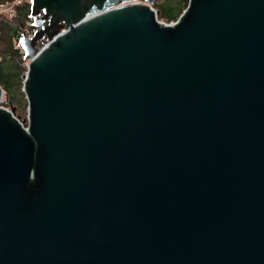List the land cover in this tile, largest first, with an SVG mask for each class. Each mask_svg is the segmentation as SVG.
Wrapping results in <instances>:
<instances>
[{"label":"water","instance_id":"obj_1","mask_svg":"<svg viewBox=\"0 0 264 264\" xmlns=\"http://www.w3.org/2000/svg\"><path fill=\"white\" fill-rule=\"evenodd\" d=\"M153 2L32 0L0 264H264V0Z\"/></svg>","mask_w":264,"mask_h":264},{"label":"trees","instance_id":"obj_2","mask_svg":"<svg viewBox=\"0 0 264 264\" xmlns=\"http://www.w3.org/2000/svg\"><path fill=\"white\" fill-rule=\"evenodd\" d=\"M189 0H155L152 4L159 11L158 17L168 22L175 21L185 10ZM31 17V4L22 3L17 8V15L9 20L0 16V83L7 92L6 106L15 108L14 104L25 103L26 95L21 89L24 83L26 68L22 65L25 61L24 51L16 46L20 38L21 24ZM16 111V110H15Z\"/></svg>","mask_w":264,"mask_h":264},{"label":"built area","instance_id":"obj_3","mask_svg":"<svg viewBox=\"0 0 264 264\" xmlns=\"http://www.w3.org/2000/svg\"><path fill=\"white\" fill-rule=\"evenodd\" d=\"M24 2H28L31 4L32 0H8L6 5L0 6V16H4L5 18H7L9 20L14 19L15 16L17 15V8ZM177 20L172 21V22H168V23H175ZM20 28H21L20 29V32H21L20 38L23 36L24 33H27L29 35V37H32L34 35L35 31L37 30V26L35 24L34 18L32 16L27 18L22 23V26ZM20 38L18 39L16 46H18L19 48H21L23 50L21 43H20ZM46 43L47 42L44 41V42H42V44L40 46H44ZM20 121L22 122V124L24 126H27L24 124V122L22 120H20Z\"/></svg>","mask_w":264,"mask_h":264},{"label":"rangeland","instance_id":"obj_4","mask_svg":"<svg viewBox=\"0 0 264 264\" xmlns=\"http://www.w3.org/2000/svg\"><path fill=\"white\" fill-rule=\"evenodd\" d=\"M153 7H154V5H153ZM154 8L156 10H158L156 7H154ZM158 15H159V11H158ZM159 20L164 21V22H168L165 19H161V18H159ZM28 64H29V61L27 59H25V61L22 63V65L26 68L25 73L27 72ZM25 73H24V76H25ZM24 76H23V78H24ZM23 88H24V83H23L22 88H21L24 91ZM26 100H27V98H26ZM5 102H9L7 92H5V94L3 95V98H2V105L3 106H6ZM14 106H15L16 115L18 116V118L20 120H22L25 125H27V123H28V110H29L28 109V101H26L25 103L23 102L20 104H14ZM6 107L10 108V106H6Z\"/></svg>","mask_w":264,"mask_h":264}]
</instances>
